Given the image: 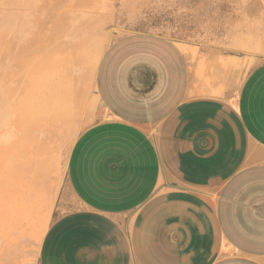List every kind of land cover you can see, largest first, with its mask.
Returning a JSON list of instances; mask_svg holds the SVG:
<instances>
[{
  "label": "crops",
  "instance_id": "1",
  "mask_svg": "<svg viewBox=\"0 0 264 264\" xmlns=\"http://www.w3.org/2000/svg\"><path fill=\"white\" fill-rule=\"evenodd\" d=\"M211 36L88 39L37 264H264V40Z\"/></svg>",
  "mask_w": 264,
  "mask_h": 264
},
{
  "label": "rangeland",
  "instance_id": "2",
  "mask_svg": "<svg viewBox=\"0 0 264 264\" xmlns=\"http://www.w3.org/2000/svg\"><path fill=\"white\" fill-rule=\"evenodd\" d=\"M70 1L7 0L4 5V0H0V77L4 82L0 88V121L5 120L12 104L20 101L13 96L7 98L5 83L7 79L9 82L10 76L11 83L17 84L18 89L26 84L27 74L21 62L37 57L32 53L36 49L34 35L45 34L41 38L46 40L48 34L45 32L56 29L62 33V36L56 34L63 40L75 30L73 28L80 27L73 41L76 47L66 46L62 54L65 60H71L77 49L84 51L77 65L65 62L63 69L61 67L65 76L63 80L74 92L70 96L72 107L66 117H56V120L44 124L43 129L34 132H31L32 122L26 123L15 148L11 146L12 142L0 141L1 153H14L18 164L15 169L10 165L6 174L0 171V264H37L40 240L55 215L52 208L40 207L37 191L43 185L52 184L53 180L58 186L63 183L68 146L74 136L70 131L75 123L70 120L79 107L76 96L88 92L96 60L91 63V56L97 50L87 49L90 37L100 46L98 54L114 38L142 31L163 35L176 43L199 35L213 38L210 35L215 34L217 41L237 42L239 38L253 36L264 40V0H76V5H70ZM59 8H65V12L78 20L66 23L63 19L60 22ZM237 44L239 51L256 63L264 61L261 52ZM54 65L49 63L44 69L46 82L54 80L57 75H54ZM31 99L36 100L35 104L42 102L41 105H45L48 93L41 91L32 98L26 97L25 101ZM21 124H24L23 120ZM32 135L41 142L38 148L34 149L30 140ZM34 160L36 164L37 161L42 163V174L34 172Z\"/></svg>",
  "mask_w": 264,
  "mask_h": 264
},
{
  "label": "bare ground",
  "instance_id": "3",
  "mask_svg": "<svg viewBox=\"0 0 264 264\" xmlns=\"http://www.w3.org/2000/svg\"><path fill=\"white\" fill-rule=\"evenodd\" d=\"M5 2H7V0L6 1L4 0V5L7 4ZM69 4L76 5V0H71ZM59 12H60L59 14H60V19H61L60 22L63 21V19L65 20L66 23H70L73 20L74 21L78 20V18L74 19L73 14L65 12V8L63 9L59 8ZM29 19L30 18H28V20ZM52 27L57 28V26H52ZM77 28H80V27L73 28L75 30L73 32H70V35H68V38L66 39L63 38V40L60 38V35L62 36V33L60 34L59 31L56 29H49L47 32H45L48 34V38H46V40L41 38L45 34H42V33L41 35L36 34L37 37L36 35H34L35 37L34 44H36L35 45L36 49H35V53L34 52L32 53L34 55H37V57L35 58V60L34 58L33 59L28 58L27 60L24 59V61L21 62V65H22L21 67L26 72L27 77H26V84L24 85L22 84L20 89H18L17 84L13 85V83H11L10 76H9V82H8V79H7L8 74L6 75V79L8 83L6 82L7 86L5 83V91H6L5 95L7 96L8 99H11V96H13L16 98V100H20V101H16L15 105L12 104L13 107L12 108L10 107L8 115L5 118V120L0 121V141L12 142L11 146H14L15 148L19 144L18 139L21 140V138H19V135H21V132L24 130L23 128L26 127V123L32 122L33 127L31 129L32 131L30 130L31 132L38 131L40 129H43V127L45 126L44 124H47V122L56 120L57 119L56 117H58L59 119L65 118L67 115L66 112L68 111V109L71 110L70 96L74 94V92L73 90L70 91L71 88H69L68 84H66L67 81L63 80L65 76H63L64 72L63 70H61V67L65 66V62L67 63L69 62V65H74V64L77 65L80 62V60L83 58L84 51L82 48L77 49L76 52L71 56L72 57L71 60H65V58H63L62 52L65 50L66 46L76 47L75 45H73V41L76 40V36L78 35V32H79L77 31ZM58 37H59L58 39L59 41H56ZM42 41H45V42H42ZM43 51H45L44 54H42ZM96 54H97V51L94 53V55L91 56L92 57L91 63H93V61L96 59ZM52 62L53 64H55L53 66L54 75L56 73L57 75H55L54 80L50 79V81L46 82L47 77H45L46 75H45L44 69L48 67L49 63L52 65ZM24 76L25 75H23V77ZM1 79L2 78L0 77V88L3 87L2 85L4 83L2 82ZM41 91L42 92L46 91L48 93V99H47L48 103L47 104L41 105L42 102L41 103L39 102V104L41 105L40 106L38 104H35L36 100L33 101L31 99V101H27V100L25 101L26 97L32 98L34 94L39 93ZM59 95H61V98L59 97ZM21 120H23L24 124H21ZM30 140L32 141V144L34 145V149L41 146L40 140H35L34 135L30 137ZM1 152L2 151L0 150V171L5 172L6 174L10 170V165L12 167L18 165L16 162L17 157L14 158V153L11 154L10 152L8 153L5 152L3 154ZM17 152H16V156H17ZM35 161L36 160H34L33 162L35 163ZM3 162L5 163L4 164L5 167L3 165ZM10 162H13L14 164L13 163L11 164ZM34 166H36V169L34 170V172H36L37 174H42V171H43L42 163L41 162L39 163L37 161V164L35 163Z\"/></svg>",
  "mask_w": 264,
  "mask_h": 264
}]
</instances>
